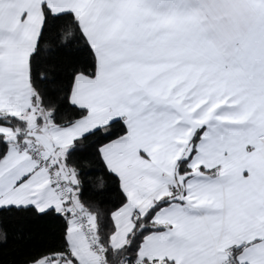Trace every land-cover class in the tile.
<instances>
[{"label":"snow or ice","instance_id":"obj_1","mask_svg":"<svg viewBox=\"0 0 264 264\" xmlns=\"http://www.w3.org/2000/svg\"><path fill=\"white\" fill-rule=\"evenodd\" d=\"M0 264H264V0H0Z\"/></svg>","mask_w":264,"mask_h":264},{"label":"trees","instance_id":"obj_2","mask_svg":"<svg viewBox=\"0 0 264 264\" xmlns=\"http://www.w3.org/2000/svg\"><path fill=\"white\" fill-rule=\"evenodd\" d=\"M95 167V164L91 165ZM14 228H23L28 234L33 236L35 239L39 240L50 233L51 222L46 221H34V220H25L20 225H13ZM12 242H9V245L5 248V252L11 250ZM7 258V257H6Z\"/></svg>","mask_w":264,"mask_h":264}]
</instances>
